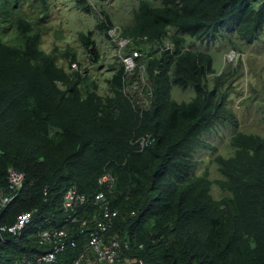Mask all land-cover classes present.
Instances as JSON below:
<instances>
[{
  "label": "trees",
  "instance_id": "1",
  "mask_svg": "<svg viewBox=\"0 0 264 264\" xmlns=\"http://www.w3.org/2000/svg\"><path fill=\"white\" fill-rule=\"evenodd\" d=\"M62 7L82 25L86 58L45 45ZM117 23L103 0H0V185L9 190L10 167L25 174L0 224L34 210L23 235L0 242V264L52 251L41 223L100 212V191L118 209L108 232L129 243L116 264H264V82L232 108L244 70L228 54L264 51V0H135L133 20L111 32ZM206 42L221 43L219 69ZM71 188L86 201L66 210ZM81 227L69 226L78 247L45 264L78 255Z\"/></svg>",
  "mask_w": 264,
  "mask_h": 264
},
{
  "label": "built area",
  "instance_id": "2",
  "mask_svg": "<svg viewBox=\"0 0 264 264\" xmlns=\"http://www.w3.org/2000/svg\"><path fill=\"white\" fill-rule=\"evenodd\" d=\"M234 55V52H232L230 58ZM128 62L129 67L132 68L133 61L130 59ZM141 142L144 145L149 142V139L143 137ZM111 180L113 181L114 177L110 173H105L100 179L102 183ZM24 182V172L10 167L8 170L9 190L7 191L5 187L0 185V212L17 196L18 190L22 188ZM96 199L100 207V212L96 214L94 213L88 217H78L73 212H69L68 216L64 219V225L61 227L45 228L44 223H41L39 228L40 243H53V250L35 258L16 260L13 264H45L56 262L60 252H65L69 247H78V238L71 234L69 226L79 220L83 227L80 228L78 235L85 236V242L78 255L72 261L64 264H116L123 245L124 247H128L129 243L126 240L123 241L121 236L117 234L112 235L108 232L113 226L114 217L118 215V209L111 207L104 191L98 192ZM85 201L86 196L84 194L79 193L76 188H71L65 194L63 205L66 210H69L80 206ZM33 216L34 210H27L20 213L13 223L0 224V242L6 240L5 237L9 234L14 236L23 235L32 224ZM49 219L47 218L46 220ZM127 261L133 264H146V261L141 257L129 256Z\"/></svg>",
  "mask_w": 264,
  "mask_h": 264
},
{
  "label": "rangeland",
  "instance_id": "3",
  "mask_svg": "<svg viewBox=\"0 0 264 264\" xmlns=\"http://www.w3.org/2000/svg\"><path fill=\"white\" fill-rule=\"evenodd\" d=\"M109 1V2H108ZM137 1V0H136ZM104 3H108L109 11L115 17L117 20V25L121 26V22L127 23V20L130 19V21L134 18V5L135 0H103ZM54 21H53V27L59 28V32H55L53 29L48 33L45 39V45L47 48L54 46H57L59 49V52H62L67 47H71L73 49H76L79 54L83 56V58H86V51H84L83 47L77 40V31L82 28V25L80 22H75V20L78 19L77 16L73 14L71 11H69L62 7L60 10L54 11ZM95 36L99 39V35L96 33ZM206 48L211 51L214 57V66L216 69H219L222 65V49H221V43H205ZM99 46L101 50L104 48L110 49V40L107 37H103V39L99 41ZM264 50V43H260V47ZM249 51H246L244 53H240L238 51L237 55L233 58H238L234 62V66L238 67V73L241 70H244V75L241 77H237V74L233 76V80L231 81V84L235 87L234 90L231 93L230 96V105L235 110H240L241 107L238 108V105L242 98L249 96L250 94H254L252 88L250 87V84L252 83L253 86H257L258 90L261 92L262 87V81L264 82V51H258L259 49H255L254 47H249ZM230 51V50H229ZM228 51V52H229ZM237 51V50H236ZM227 52V53H228ZM113 52L108 53V56H112ZM60 54V53H59ZM88 57V56H87ZM67 63H69L67 61ZM243 64V67H242ZM250 64L253 66L251 69L253 70L252 73L248 72V69L250 68ZM91 71V68L89 69ZM112 70L108 69V67L105 69L104 76H102L104 79L110 77L112 75ZM260 84V85H259ZM140 86V85H139ZM134 92V88L131 89ZM175 96L179 99L188 100L194 95V89L192 87L189 88H181L176 87L174 89ZM241 104V103H240ZM245 126L250 125L249 123H252L250 121L244 122ZM250 128L253 126H247ZM226 136L228 137L229 131L226 130ZM208 156V154H207Z\"/></svg>",
  "mask_w": 264,
  "mask_h": 264
},
{
  "label": "clouds",
  "instance_id": "4",
  "mask_svg": "<svg viewBox=\"0 0 264 264\" xmlns=\"http://www.w3.org/2000/svg\"><path fill=\"white\" fill-rule=\"evenodd\" d=\"M115 30L122 31L121 26L120 25H114L110 31L114 33ZM125 42H126V40L122 41V43H125ZM232 52H234L235 55L233 57H235L237 55V52L235 49H231L228 54L231 55ZM74 65H75V63H74Z\"/></svg>",
  "mask_w": 264,
  "mask_h": 264
},
{
  "label": "bare ground",
  "instance_id": "5",
  "mask_svg": "<svg viewBox=\"0 0 264 264\" xmlns=\"http://www.w3.org/2000/svg\"><path fill=\"white\" fill-rule=\"evenodd\" d=\"M24 183H25V182H24ZM23 186H24V184H23ZM23 186H22V187H23ZM66 193H67V192H66ZM64 198H65V197H64ZM63 201H64V200H63ZM38 230H39V229H38Z\"/></svg>",
  "mask_w": 264,
  "mask_h": 264
}]
</instances>
